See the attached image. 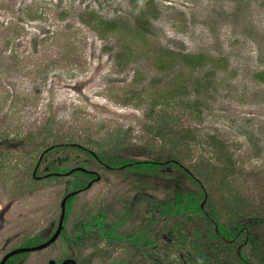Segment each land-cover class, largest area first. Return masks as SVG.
I'll return each mask as SVG.
<instances>
[{
  "label": "rangeland",
  "instance_id": "obj_1",
  "mask_svg": "<svg viewBox=\"0 0 264 264\" xmlns=\"http://www.w3.org/2000/svg\"><path fill=\"white\" fill-rule=\"evenodd\" d=\"M261 73L264 0H0V242L58 215L66 177H33L53 147L44 161L62 168L84 149L161 164L101 169L77 204L146 188L170 203L182 193L180 208L206 192L212 217L264 239ZM145 208L134 203V223ZM201 219L183 209L159 224L176 220L186 244Z\"/></svg>",
  "mask_w": 264,
  "mask_h": 264
},
{
  "label": "flooded vegetation",
  "instance_id": "obj_2",
  "mask_svg": "<svg viewBox=\"0 0 264 264\" xmlns=\"http://www.w3.org/2000/svg\"><path fill=\"white\" fill-rule=\"evenodd\" d=\"M85 151L88 157L83 158L77 165L66 168L60 167L55 159L49 162V160L44 161L46 160L45 155L40 157L34 167L33 177L38 179L64 176L66 177V189L62 199L68 193H75L66 201L62 222L60 202L59 213L56 217L43 225L39 223L26 225L29 228L22 229L24 232L18 235V241L14 246L6 248L5 243L3 245L0 242V264H222L218 261L212 263L204 259L206 255L201 240L207 241L205 245L207 249L214 251V248L210 249L212 234L218 239L221 238L226 244H230L229 249H234L236 255L241 256L245 244L250 239L249 228L244 225L243 220L231 223L234 229L231 230V237H227L221 231L220 221L212 218L205 208L206 192L204 198L200 200L199 208L195 207L196 197L193 202L188 201L182 204L183 209L191 216H202L199 223L204 225H198L194 229L198 243L194 239L186 244L177 245L176 242L180 236L179 223L174 220L173 225L166 230L164 225L159 223L165 216L180 214L177 202L180 198L179 193H173V203L166 201L164 195L160 198L149 189L140 188L141 190L133 196L119 198L122 202L106 197L103 200L108 199L109 201L93 206L85 203L77 204L75 202L77 196L102 179L103 169L121 174V170L127 168L125 164H117L116 160L101 156L90 149H85ZM157 164L161 165L160 162ZM76 167H84L88 171L75 170L70 174L67 173ZM156 172L158 171H146L142 174ZM98 175H100L99 179ZM125 179L130 178L125 176ZM168 200L171 198L168 197ZM134 203H143L146 206L143 209V216L136 223L133 220L136 214L133 209ZM145 216L146 218H143ZM235 224L240 227H234ZM56 233L51 243L42 248L32 249L47 243ZM16 236L17 233L11 238ZM219 247L216 250L219 256L227 253V250H221ZM24 248L27 249L9 255L16 249ZM233 256L236 257L235 254ZM234 260V264L243 262L242 258L239 260L234 258Z\"/></svg>",
  "mask_w": 264,
  "mask_h": 264
},
{
  "label": "trees",
  "instance_id": "obj_3",
  "mask_svg": "<svg viewBox=\"0 0 264 264\" xmlns=\"http://www.w3.org/2000/svg\"><path fill=\"white\" fill-rule=\"evenodd\" d=\"M191 54H185V56L183 57L184 59L188 58L189 57V60H192L194 59L195 57H198V56H194L191 58ZM195 64V62H192L190 61V64ZM260 76L262 78H264V73H261ZM53 147V146H52ZM76 147L77 149H84L82 146H74ZM55 147L53 148H50V150L48 152H50L52 149H54ZM57 148V147H56ZM79 149V151H80ZM83 152H86L85 149L82 150ZM45 153V156L47 155V153ZM101 156H106L107 158L109 159H113V160H116L117 164H125L126 167H129V166H132V165H137L139 166L138 168H136V170H133L135 172H139L140 174L144 173V172H148V171H152V172H155V171H158L161 167V165L157 164L159 160H151V159H148V160H134V159H131V158H124V157H121V156H118V155H108V154H104V153H99ZM45 158V157H44ZM170 160V159H169ZM176 164L177 165V168H181V166H179V162H175L173 160H170V164ZM64 170V169H63ZM182 170V168H181ZM183 170H184V173H186L187 175H189L190 177H193L191 173H189L190 171H186V168L183 167ZM175 181H176V178H175ZM171 182V181H170ZM169 182V183H170ZM171 184V183H170ZM179 196H180V199L182 200V193H179ZM199 203H200V200L198 201L197 198H196V206L194 204L195 207L199 208ZM180 210L182 211L183 210V207L181 205L180 207ZM213 218V217H212ZM220 225H221V231L227 235V237H231L232 235V232L231 230L234 229L232 228V225L231 224H224V222L220 221ZM238 224H235V226H237ZM246 227L249 228V230L251 231V235H250V239L247 241V244H250V247L252 248V253H254L255 251H258V254L260 255V257L258 256L257 254V262L254 263L251 259H249V256L244 254V251H242L241 253V256H237L236 253H235V250L234 249H229L231 247L230 244H226L221 238H217V236H215L214 234L213 235V239L211 241V248L210 249H215L214 251H211V250H208L205 245H202L203 246V251L205 253V260L206 261H209V262H214V261H218L222 264H234L233 262L235 261L234 258L236 259H243L241 262L242 264H264V239H260V237L258 235H254L253 232H255V229L252 225H250L248 222L245 224ZM240 226H237V228H239ZM198 243V241H197ZM218 246L219 249H224V250H227V253H224L223 256H219L217 253V249H218ZM245 247V246H244ZM216 251V252H215ZM233 252V253H232ZM233 254H235L236 257L233 256Z\"/></svg>",
  "mask_w": 264,
  "mask_h": 264
},
{
  "label": "water",
  "instance_id": "obj_4",
  "mask_svg": "<svg viewBox=\"0 0 264 264\" xmlns=\"http://www.w3.org/2000/svg\"><path fill=\"white\" fill-rule=\"evenodd\" d=\"M41 157H42V155H41ZM75 170L88 171V170H86V168H84V167H76V168H73V169L69 170L67 173L70 174V173H72V172L75 171ZM97 178L99 179V178H100V175H98ZM90 184H91V183H89V185H90ZM74 193H75V192H72V193H68V194H66V195L63 197L62 201H61V206H62L61 222H62V219H63V216H64V212H65V204H66V201H67L68 197H70V196H71L72 194H74ZM56 235H57V233H56V234H55V235H54V236H53V237H52L47 243L42 244V245L37 246V247H34V248H32V249H38V248H42V247L46 246L47 244L51 243V242L55 239ZM25 249H27V248H24V249H16V250L12 251L9 255H12V254H14V253H16V252H18V251L25 250ZM6 258H7V256H6Z\"/></svg>",
  "mask_w": 264,
  "mask_h": 264
}]
</instances>
